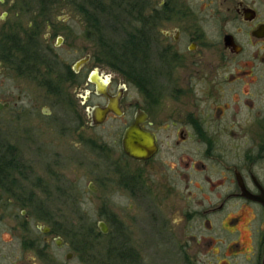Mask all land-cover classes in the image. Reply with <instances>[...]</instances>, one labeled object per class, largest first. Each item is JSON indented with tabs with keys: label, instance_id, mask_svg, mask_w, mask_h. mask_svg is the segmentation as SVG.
Returning <instances> with one entry per match:
<instances>
[{
	"label": "flooded vegetation",
	"instance_id": "flooded-vegetation-1",
	"mask_svg": "<svg viewBox=\"0 0 264 264\" xmlns=\"http://www.w3.org/2000/svg\"><path fill=\"white\" fill-rule=\"evenodd\" d=\"M131 11L124 18L119 56H114L119 73L105 70L111 62L90 50L68 59L52 47L14 48L10 57L0 58L18 78L31 81L38 94L26 106L19 89L15 102L0 98V112L15 109L11 120L22 119L27 126L35 116L45 149L41 177L34 179L41 188L37 193L17 184L36 172L34 163L21 160L10 131L0 134V185L6 194L0 210V264H150L143 244L124 224L117 225L120 244L107 243L105 257L102 252L89 256L76 244L79 234L64 219L66 213L88 215L91 224L82 227L92 238L109 236L113 224L123 223L116 218L114 194L124 197L129 211L134 202L142 209L150 205L154 226L160 228L155 234L167 243L179 242L185 249L194 227L214 229L228 233L226 257L240 255L248 264H261L264 0H140ZM50 36L47 32V40ZM61 40L58 35L55 46ZM107 123L115 137L112 146H98L92 135L84 144L88 150L83 149L94 165L85 185L92 208L65 211L51 204L50 199L69 195L61 193L64 162H78L73 153L80 155L86 139L81 129L93 134ZM132 126L140 142L151 145L149 155L136 158L125 151ZM34 134L28 137L31 146ZM14 201L23 207L18 213L9 210L6 218ZM159 201H174L173 223L159 219L164 213ZM223 242L202 235L195 240L213 250Z\"/></svg>",
	"mask_w": 264,
	"mask_h": 264
},
{
	"label": "rangeland",
	"instance_id": "rangeland-1",
	"mask_svg": "<svg viewBox=\"0 0 264 264\" xmlns=\"http://www.w3.org/2000/svg\"><path fill=\"white\" fill-rule=\"evenodd\" d=\"M139 1L99 0V2L92 3L91 0H0V58L10 57V50L14 53V48L44 49L52 47L54 54H68V59L77 58L85 50H90L111 62L112 67L110 65V67L105 66V70L119 73V70L115 69L114 65L119 62L114 59V56H119L121 42L127 30V26L124 24V18L129 16L130 12H133L131 10L138 8ZM94 5L98 6L93 7ZM128 8H130L129 12L127 11L129 10ZM108 9L111 12L110 10L106 12ZM126 13L128 14L126 15ZM47 32L51 33L48 40L46 38ZM58 35L63 37V41L61 40V45L57 47L55 46V40ZM111 54L113 57L110 56ZM17 55L19 56L20 54L17 53ZM9 66L7 62L0 61V98H6L11 102H15V96L19 93V89H21L23 90L21 96L24 97L23 104L26 103V106H29V104L34 102L31 99L38 96L35 91L37 90L35 88L36 86L34 84L32 85L31 81L29 82L26 77L18 78ZM39 99L41 98L39 97ZM0 102L3 101L1 100ZM13 111L16 110L7 109L0 112V122L4 124L0 126V134H3L4 130L6 132L10 131L13 144L21 149V160H32L34 163L33 171L38 172H27V179L22 178V181L18 180L17 184L23 185L25 188H34L37 193H41V188L36 187V180L34 179L41 177L40 171L44 162V158L42 157H44L45 149H42L41 133L36 131L38 129L36 126L37 121L35 116H32L31 126H27V123L22 119L20 121L11 120L10 116ZM22 113L26 114V111L23 109ZM38 115L40 118L39 112ZM33 131L35 132L32 136L34 142L31 146L29 136L34 133ZM90 133L88 129H81V134L86 139L81 143L80 155L79 152L78 154L73 153L78 162H70L67 159L64 162L62 184L64 191L61 193L69 195L63 197L60 201L53 200V198L50 199L51 204H58L65 211L72 209L89 210L92 208L89 201V192L85 186L91 177V168L94 166L91 163V159L87 156V153L83 151V149L88 150V148L84 147L87 138L95 135V144L103 146L104 148H109L114 142L115 137L110 123L97 128L93 134ZM75 141H78V139H75ZM32 178L34 181H31ZM3 192L0 185V199H2L0 201V210L5 209L1 206V204L3 205L6 202L3 200L6 198V194ZM75 193H82L84 198L81 200H73L72 195ZM112 200L113 207L118 210V216L116 218L118 222L123 223L113 224L112 232L109 236H100L96 239L92 238L89 232L85 231L82 227V225L91 224L89 222L90 217L83 212L78 214L67 212L64 217L66 221H71L72 231L75 230L79 234L77 239L75 238L76 244L79 242L81 248L85 247L89 256L95 257L99 252H102L103 254L101 256L105 257V251H108L106 249L107 243L109 246H116L117 243L120 244L122 237L117 236L121 235L120 231L119 233L117 232V225L124 224L128 226L129 233L131 235L133 234L134 238L132 236V239L143 244L145 256L150 264H248L240 255L225 256L227 254L226 244L228 243L227 232H219L214 229L212 231L204 229L197 231L194 227L193 231L190 232V235L194 236L192 238L193 240L189 243L188 248L183 249L178 246L179 242H177L176 246V243H167L166 241L168 240L166 238H163L162 235L158 237L159 234H155V231L160 228H155L156 219L152 216L153 213L149 209L151 207L150 205L147 207L145 204L144 209H142L141 206L137 207V203L134 202V209L129 211L125 208L127 201L124 197L114 194ZM172 202L174 201H159L160 208L164 212L159 219L162 220L163 217L167 218L168 224L169 220L173 223V220L177 218L174 212L171 213L173 209ZM13 203L14 206L7 207L8 211L5 212L6 218L9 216V210H11L10 212L14 210V212L18 213L23 207L18 201H14ZM33 209L32 206H29L30 211H34ZM218 220L216 218L213 219L215 223H218ZM34 221L32 224H35ZM260 224L261 221L259 216H257L255 222L257 229L260 228ZM201 235L213 240L225 238V242L216 243L213 250L212 245L210 248L206 244L200 246L195 243V240L199 241ZM231 238L233 240L235 235ZM177 239L179 240V238ZM88 243H90V246L84 245ZM5 251L10 250L6 248Z\"/></svg>",
	"mask_w": 264,
	"mask_h": 264
},
{
	"label": "water",
	"instance_id": "water-1",
	"mask_svg": "<svg viewBox=\"0 0 264 264\" xmlns=\"http://www.w3.org/2000/svg\"><path fill=\"white\" fill-rule=\"evenodd\" d=\"M125 140H126L124 144L125 151H127L130 155L136 158L149 155L153 151L151 145L148 142L146 143L140 142L139 133L134 126H132L128 130V133L125 136ZM142 144H144V146H142ZM261 201L264 204V199H261ZM102 230L105 231L104 228ZM261 264H264V253Z\"/></svg>",
	"mask_w": 264,
	"mask_h": 264
},
{
	"label": "trees",
	"instance_id": "trees-1",
	"mask_svg": "<svg viewBox=\"0 0 264 264\" xmlns=\"http://www.w3.org/2000/svg\"><path fill=\"white\" fill-rule=\"evenodd\" d=\"M91 2H92V3H95V2H99V0H91ZM95 6L97 7L98 5H94L93 7H95ZM109 10H110V9L106 10V12L109 11ZM104 12H105V11H104ZM110 12H111V10H110ZM111 16H112V14H111ZM112 17H113V16H112Z\"/></svg>",
	"mask_w": 264,
	"mask_h": 264
}]
</instances>
